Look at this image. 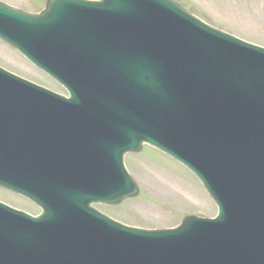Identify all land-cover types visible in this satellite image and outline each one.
Returning <instances> with one entry per match:
<instances>
[{"label":"water","instance_id":"obj_1","mask_svg":"<svg viewBox=\"0 0 264 264\" xmlns=\"http://www.w3.org/2000/svg\"><path fill=\"white\" fill-rule=\"evenodd\" d=\"M161 6L169 9L171 12L177 14L179 11L184 15L188 16V20L192 23L193 18L186 12H184L176 3L170 0H160ZM127 2V7H129V0ZM144 0H137V5H142ZM98 5H108L107 7L111 8H126V5L118 2V0H101L100 2H95ZM94 3V4H95ZM94 6L92 2L83 1V0H49L47 3L46 9L40 13L39 15H30L27 13H23L17 9L9 7L0 2V19H5L6 21L0 22V36L7 39L12 44L16 45L25 53L29 54V50L22 44L24 39L19 38L17 34L27 33L29 30L26 29L27 26L39 25L38 20H43L49 17V19H59L64 16V13L61 12L64 8L67 7H76V6ZM14 24L18 29L10 30L8 28L9 24ZM35 30V29H34ZM32 30V32H34ZM42 30L40 27L39 31ZM21 41V42H20ZM248 50H251V47L246 46ZM40 53L44 51H39ZM257 54L264 57V50H255ZM47 58H43L44 61L39 62L41 66H43L50 73L54 74L59 78V64L54 63L59 59L56 56L46 54ZM52 61H51V59ZM239 61L234 62V64L238 67L239 70H244L245 74H250L252 71V65L245 58H238ZM232 64V61L229 62ZM260 66H258L256 72L264 74V62H260ZM208 67L212 69H217L214 65L208 62ZM225 64L223 65V67ZM219 70V69H217ZM67 75V74H65ZM76 75V74H74ZM73 75V76H74ZM66 77V76H65ZM70 79V77H67ZM193 84V82H191ZM236 84H231V87H235ZM252 90L255 92L263 91L264 87H252ZM204 100V99H203ZM139 103H141L139 101ZM142 109V114L139 117V120L147 117V107L138 106V111ZM158 116L170 120L162 113H157ZM252 122L259 123L264 122V115L258 111H255L251 114ZM137 120H132V122L136 125L137 128V136L132 135L130 130H127V140L123 145L118 147V152L111 151V159L108 161L111 164L113 170L117 171L121 169V154L125 150H138L141 142L146 141L151 145L169 153L173 157L178 160L186 163L188 166L195 169L199 175L205 180L210 190L213 192L212 184L209 179L203 174L205 171V167L201 166V169L198 170L194 164H192L190 157H186L185 151L177 148V145L180 143L178 140H185L191 133L197 132L199 129L196 127H202L206 120L202 121L199 124L191 123L189 125H181L178 122H183L178 118H174L171 124L162 123L159 125L156 121H150L149 116L145 119V124L141 121H138V116L135 117ZM178 121V122H177ZM142 130H141V129ZM203 134V133H202ZM182 136V139H179ZM220 139V138H219ZM226 141L219 143L218 140H214L212 144L215 147L221 146ZM228 143V142H227ZM234 145V144H233ZM189 151H192L189 148ZM199 156H202L200 151H194ZM226 152V148L222 150V153ZM69 156H72L69 153ZM234 164V162H231ZM70 170L72 174H75L77 177L86 175L88 173H92L91 170H82L76 168V166H71V168L65 173L70 175ZM216 169L213 170L212 174ZM206 174L210 175L209 169H206ZM211 174V175H212ZM210 175V176H211ZM96 175L89 174L88 177H95ZM81 185L82 179L76 178ZM125 187L123 191L119 193H114L108 196V199H104L101 197H96L92 200L97 201H109L116 202L125 196H130L136 193V188L133 183L127 180V178H123ZM1 180V179H0ZM3 183L11 188L18 189L14 184L11 183ZM78 185V184H77ZM68 190V187H64L62 191ZM28 194V193H27ZM213 194H215L213 192ZM30 195V194H28ZM33 199L37 201L33 195H30ZM40 202V201H38ZM89 201H86L84 205H88ZM45 212L44 214L36 219L28 217L24 214L12 212L14 215L24 218L26 221L43 223L47 225L48 219L53 220L54 224L59 223V230L65 229L67 226L72 225V218L66 217L63 215L55 216L52 212L51 208L44 204ZM7 209V208H5ZM8 211H11L7 209ZM90 218L110 227L111 231L120 232L126 234L127 236H134L136 239L135 242H128V246H123L120 244L119 240H111V238H107V233L103 232L102 228L93 227L89 231H84V233L78 236L74 235L75 239L62 237L60 234L59 242H52L47 238H40L36 234H27V232H22L18 229L13 228L12 226H7L2 220L0 221V264H118L116 261L119 260V256L121 253H125L126 251H132L139 248H144L146 250V256H148V264H154L157 257H159L162 252L167 248H175L178 247L181 243L190 244L193 240V237H188V235L195 234V232H191L188 229L191 228V223L196 221L195 219H190V217L185 218L182 222L181 227L171 230V231H149L142 230L136 228H129L125 226H119V224L113 223L107 218H103L98 214H93L88 212ZM98 215V216H97ZM101 217V218H100ZM224 218V216H223ZM112 223V224H111ZM114 224V225H113ZM38 227V226H37ZM41 230V229H40ZM33 230L32 232H34ZM42 231V230H41ZM72 233V231H71ZM45 235V232L43 233ZM64 234V233H63ZM184 238V239H181ZM127 242V241H126ZM52 244L57 245V249L52 247ZM113 260V262H112ZM174 257L171 258V262L168 264H173ZM126 264V263H123Z\"/></svg>","mask_w":264,"mask_h":264},{"label":"rangeland","instance_id":"obj_2","mask_svg":"<svg viewBox=\"0 0 264 264\" xmlns=\"http://www.w3.org/2000/svg\"><path fill=\"white\" fill-rule=\"evenodd\" d=\"M1 1L30 12L38 11L45 4V0ZM179 1L213 26L264 46V0ZM0 65L42 85L55 82L1 40ZM57 87L52 88L59 91ZM126 162L138 194L115 205L96 204L103 212L131 225L169 228L192 212L206 216L216 211L198 178L165 154L145 144L138 153L127 154ZM0 199L32 214L40 210L25 197L3 188H0Z\"/></svg>","mask_w":264,"mask_h":264}]
</instances>
